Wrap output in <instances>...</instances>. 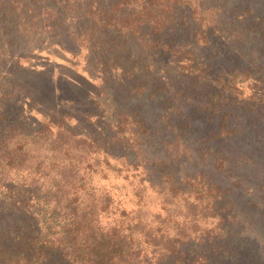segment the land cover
I'll list each match as a JSON object with an SVG mask.
<instances>
[{"label": "trees", "instance_id": "obj_1", "mask_svg": "<svg viewBox=\"0 0 264 264\" xmlns=\"http://www.w3.org/2000/svg\"><path fill=\"white\" fill-rule=\"evenodd\" d=\"M0 264H264V0H0Z\"/></svg>", "mask_w": 264, "mask_h": 264}, {"label": "rangeland", "instance_id": "obj_2", "mask_svg": "<svg viewBox=\"0 0 264 264\" xmlns=\"http://www.w3.org/2000/svg\"><path fill=\"white\" fill-rule=\"evenodd\" d=\"M55 60H57V61H58V60H61V58H58V57H56V59H55ZM62 61H63V60H62ZM93 82H96V81H93Z\"/></svg>", "mask_w": 264, "mask_h": 264}]
</instances>
